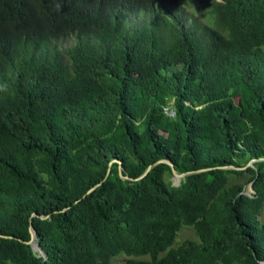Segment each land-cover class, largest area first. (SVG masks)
Here are the masks:
<instances>
[{"label": "trees", "instance_id": "16d2710c", "mask_svg": "<svg viewBox=\"0 0 264 264\" xmlns=\"http://www.w3.org/2000/svg\"><path fill=\"white\" fill-rule=\"evenodd\" d=\"M263 49L264 0H0V264H264Z\"/></svg>", "mask_w": 264, "mask_h": 264}, {"label": "rangeland", "instance_id": "374dc122", "mask_svg": "<svg viewBox=\"0 0 264 264\" xmlns=\"http://www.w3.org/2000/svg\"><path fill=\"white\" fill-rule=\"evenodd\" d=\"M185 11L188 12V14H191L190 12H192V10L189 8V7H185ZM171 14H176V10H172L171 11ZM201 13H195V17H198L199 15H201ZM73 44V40L72 39H67V40H63V41H60L59 43H57V46L59 49H64L68 46H71ZM264 51V49H263ZM172 177L170 178V181L172 182ZM231 178H230V182H231ZM248 193H250V189L248 188V186L246 187V190ZM259 220L261 223H264V201H263V211L262 213L260 214L259 216ZM184 240H196L195 238V235L192 231V229L190 228H185V227H181L179 232H177L175 238H174V241H173V245L172 247H176L178 246L181 242H183ZM163 255V253L159 254L158 255V258H160L161 256ZM127 259H135V260H143V261H147L149 260V257L148 256H141V257H127L126 255L124 254H118L114 257H112L110 260H109V264H124L125 260Z\"/></svg>", "mask_w": 264, "mask_h": 264}, {"label": "water", "instance_id": "95a60500", "mask_svg": "<svg viewBox=\"0 0 264 264\" xmlns=\"http://www.w3.org/2000/svg\"><path fill=\"white\" fill-rule=\"evenodd\" d=\"M256 161H264V159L251 160V161H250L245 167H247V166H251V164L254 163V162H256ZM113 162H115V163H117V164L119 165V162H117V161H113ZM159 162H163V161H159ZM165 163H167V165H168L169 168H170V173H171V176H172V179H173V180H172V185H173V186H177L178 183H179V181H180V179H182L184 176H186V175L189 174V173L177 174V173L174 171V169H173V167H172V165H171L170 163H168V162H165ZM245 167H244V168H245ZM149 168H150V167H148V168L144 171V173H143L141 176H139L138 178L134 179V181L141 179V178L146 174V172L149 170ZM244 168H233V167H226V166L218 167V169H222V170H227V169H231V170H242V169H244ZM201 171H202V170L197 171V172H201ZM118 175H119V177H120L121 179L128 180V181H133V179H131V178H128V177H125V176H121V173H120V167H118ZM248 188H249L250 191H251L250 193H252V190H251L250 184L248 185ZM91 190H92V189H91ZM91 190H89L87 193H89ZM250 193H248L247 191H244V194H246V195H250ZM32 216L35 217L34 214H33ZM28 233H29V240H28L27 242H23V243L29 245L30 248H31V250H32L34 253H36L37 255L44 256V254L42 253V251H41L39 245H38V244L35 242V240H34L35 234H34V231H33V229H32L31 227H29V229H28ZM19 241L22 242L21 240H19ZM44 257H45V256H44Z\"/></svg>", "mask_w": 264, "mask_h": 264}, {"label": "built area", "instance_id": "2783aa9c", "mask_svg": "<svg viewBox=\"0 0 264 264\" xmlns=\"http://www.w3.org/2000/svg\"><path fill=\"white\" fill-rule=\"evenodd\" d=\"M163 111L169 117H173L174 116V113H173V110H172V107H171V103H170V106L164 108Z\"/></svg>", "mask_w": 264, "mask_h": 264}]
</instances>
